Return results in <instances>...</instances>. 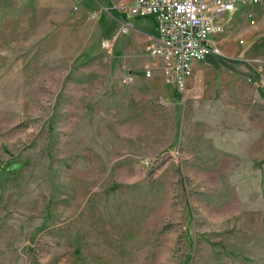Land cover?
I'll return each instance as SVG.
<instances>
[{
	"label": "rangeland",
	"instance_id": "374dc122",
	"mask_svg": "<svg viewBox=\"0 0 264 264\" xmlns=\"http://www.w3.org/2000/svg\"><path fill=\"white\" fill-rule=\"evenodd\" d=\"M130 1L0 0V264H264V0L183 91Z\"/></svg>",
	"mask_w": 264,
	"mask_h": 264
},
{
	"label": "built area",
	"instance_id": "2783aa9c",
	"mask_svg": "<svg viewBox=\"0 0 264 264\" xmlns=\"http://www.w3.org/2000/svg\"><path fill=\"white\" fill-rule=\"evenodd\" d=\"M261 0H132L124 11L130 16L153 14L157 21L156 42L144 45L150 56L163 61V77L169 85L183 91L194 72V64L219 52L212 35L221 31L223 19L238 5L258 4ZM129 23H122L126 32ZM110 43L103 41V46ZM145 65V75H150ZM250 82H255L249 77ZM264 85V79H258Z\"/></svg>",
	"mask_w": 264,
	"mask_h": 264
},
{
	"label": "crops",
	"instance_id": "0c3cea01",
	"mask_svg": "<svg viewBox=\"0 0 264 264\" xmlns=\"http://www.w3.org/2000/svg\"><path fill=\"white\" fill-rule=\"evenodd\" d=\"M122 11L124 12L123 9ZM114 15H115V21L118 23L119 27L121 26L122 23H129L130 25L128 30L125 33H123L124 39H120L123 40L125 46L124 48L126 53L124 54V57L127 58H133L135 56L143 57L142 59L144 61L143 65H148L151 70L150 75L147 77L152 76L153 73L156 74H160V72L162 73V65H163L162 59L160 57L150 56L144 51V45L146 43L156 42L158 38L157 21L155 16L153 14H146L143 16H130V18H128L127 20H120L119 9L117 13H114ZM199 62L201 61H198L194 64V70Z\"/></svg>",
	"mask_w": 264,
	"mask_h": 264
}]
</instances>
